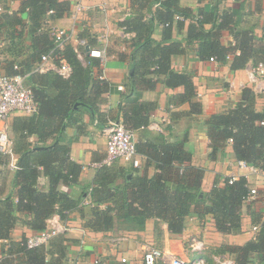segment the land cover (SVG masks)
Segmentation results:
<instances>
[{"label":"trees","instance_id":"16d2710c","mask_svg":"<svg viewBox=\"0 0 264 264\" xmlns=\"http://www.w3.org/2000/svg\"><path fill=\"white\" fill-rule=\"evenodd\" d=\"M19 1L17 10L8 11L6 7L7 10L0 12V34L5 49L13 57H25L19 63L6 61L4 69L8 74L26 75L25 83L33 92L36 110L14 116L9 124L17 168L10 170L8 157L0 153V241H9L0 264H65L68 244L73 241L66 233L28 248L26 237L11 240V232L18 221L33 232L42 230L46 219L53 214L65 219L72 210H78L84 228L95 232L139 231L144 229L148 218H154L165 223L171 234L178 235L191 214L199 219L210 214L221 233L238 229L241 206L249 191L245 177L239 176L231 182L227 177L222 184L215 181L210 190L204 191L201 186L204 168L191 163V152L185 148L184 139L172 141L163 135L143 137L135 146L147 164H154L156 170L152 176H148L146 169L115 162L98 167L90 186L82 187L77 195L72 194L82 166L70 159L65 128L74 124L83 111L102 115L99 106L103 93L109 89L108 82L100 77L98 59L86 55L88 63L84 65L72 45L64 49L72 68L69 77L52 70L34 71L41 55L53 47V40L43 27L44 21L67 14L70 3ZM218 2L214 1L211 11H205L181 6L179 0H131L133 7L137 4L133 14L120 22L125 32L134 33L127 56L132 74L118 106L121 121L127 128L137 130L148 125L155 106L134 96L138 90L154 89L157 83L169 88L182 86L183 92L172 100L188 101L200 112L196 107L200 103L192 100L195 87L191 74L171 66V57L182 52L181 41L171 35L176 16L182 18L175 22L177 29L184 27L185 19L190 20L184 40L186 46L197 44L199 58H213L219 63L230 58L231 70L244 68L250 61L253 65L264 62V37L256 36L251 28H238L241 12L233 8L219 10ZM156 23L163 25L159 40L153 37ZM224 31L232 36L233 43L224 40ZM15 64L18 70L14 69ZM261 96L263 105L257 110V94L245 86L234 107L211 113L202 121L209 138V156L214 157L216 151L230 142L237 160L264 171V123L261 124L264 93ZM101 121L98 119L99 124ZM41 178L45 179V185L41 184ZM85 199L90 201L88 208L83 204ZM212 252L229 253L236 264L264 262V218L253 239L242 245L224 244ZM252 254L257 256V262L251 258ZM204 258L206 264H213L211 257ZM96 264L124 262H106L100 258Z\"/></svg>","mask_w":264,"mask_h":264},{"label":"crops","instance_id":"0c3cea01","mask_svg":"<svg viewBox=\"0 0 264 264\" xmlns=\"http://www.w3.org/2000/svg\"><path fill=\"white\" fill-rule=\"evenodd\" d=\"M3 10H17L19 0H0ZM70 3V11L60 18H54L51 23L58 27L68 29L74 27L75 33L70 45L77 46L76 39L86 40L92 47L101 49L104 58L98 59V68L102 77L108 82L109 89L103 93V101L99 111L102 115H92L83 111L77 115L74 124L65 128V142L69 146L70 159L82 166L78 183L73 185L72 194L77 195L82 187H88L92 183L97 167L93 163L100 162L105 155V125L109 119H121L118 106L122 102L123 91L118 89L123 85L127 89L129 76L132 71L129 66L128 54L132 49L134 33L125 32L120 22L133 14L137 4H131V0H67ZM215 0H179L181 6L192 9L202 8L205 11L213 9ZM81 2L82 10L76 20L72 19L74 5ZM219 10L233 8L241 12L238 28H251L258 37H264V0H219ZM144 10V9H143ZM147 13V12H145ZM25 17V14H22ZM176 18L172 28V37L182 43V52L171 57V66L174 70L190 73L195 87V96L192 100L198 101L200 112L195 111L188 101L172 100V97L181 94L183 87H166L157 83L154 89H142L135 94L140 102H150L155 108L152 111L149 123L145 128L133 130L135 142L143 137L163 135L168 140L184 139V146L191 152V163L204 168L202 189L208 191L215 181L219 184L227 177L235 175L246 179L248 189L255 188L256 196L252 200H245L241 206V224L231 233L217 231L210 214L199 219L195 214L186 217L183 231L178 235L171 234L167 225L157 219L148 218L143 230H115L109 232H95L83 227V219L78 210L67 213L65 219L69 225L66 236L75 242H69L65 264H96L97 259L120 260L124 258V264H143L142 255L148 244L159 245L161 249L171 252L182 259H190L195 255L188 250L187 239L190 236H198L205 242L203 256L214 260L217 256L228 258L234 262L229 253H213L215 249L224 244L242 245L253 239L261 220L264 218V171L258 167L246 165L240 166L236 159L232 145L227 142L225 146L216 151L214 157L209 156L211 151L209 138L202 121L211 113H220L232 108L240 99L241 90L248 86L253 91V84L249 79L252 62H248L244 68L231 70V59L219 63L209 59L198 57L197 44H185V35L190 20H184V27L177 29ZM209 27V25H206ZM163 25L156 23L153 37L161 38ZM0 34V61L3 67L0 73L5 72V62L23 59L25 55L13 57L5 49V43ZM225 41L234 42L228 31L223 32ZM85 53L83 47L78 46ZM122 54L123 57L120 55ZM83 63V62H82ZM84 64V63H83ZM85 65V64H84ZM257 94L255 107L261 110L264 91H255ZM132 97V98H134ZM193 111V112H192ZM23 115L13 113L8 118L10 124L13 117ZM96 117L97 122H94ZM99 120H102L99 124ZM158 127L159 129H156ZM139 169H146L148 176L155 173L153 163H148L145 157H140ZM118 164L129 167L124 162ZM45 185V179H40ZM68 191L69 188L63 187ZM89 204V203H88ZM88 204H85L88 208ZM85 207V208H86ZM57 215V214H53ZM52 215V216H53ZM58 216V215H57ZM157 227L159 231H156ZM33 233V230L18 221L11 232V240L20 241ZM9 241H0V258L5 256ZM254 261H258L255 254L251 255ZM235 263V262H234ZM213 264L214 261H213ZM236 264V263H235ZM260 264H264L261 262Z\"/></svg>","mask_w":264,"mask_h":264},{"label":"built area","instance_id":"2783aa9c","mask_svg":"<svg viewBox=\"0 0 264 264\" xmlns=\"http://www.w3.org/2000/svg\"><path fill=\"white\" fill-rule=\"evenodd\" d=\"M82 10L81 2H77L74 5L72 12L73 21L76 20L79 12ZM2 5L0 3V12H2ZM52 10H49L51 13ZM176 19H182L176 16ZM43 27L46 28L48 34L53 40V47L46 53H43L39 61L34 66V71L45 72L52 70L60 74L62 77L67 78L72 72V68L64 56V49L67 45H70L74 38L75 29L70 27L64 29L53 25L51 20L46 19L43 23ZM77 46H73L74 51L77 53L78 58L87 64L85 53H83L78 46L83 47L86 55L95 57L97 59H103L104 54L101 49L92 47L84 39H76ZM209 60L215 61L213 58ZM18 70V65L13 66ZM25 74L15 72L8 74L5 72L0 73V153L8 157L7 167L10 170L17 168L16 156L12 149L11 133L8 131L7 118L13 113L19 114H31L36 110V103L33 98V92L29 86L25 83ZM101 78L102 74L100 75ZM249 79L253 84V89L257 92L264 91V62H259L250 69ZM119 90L126 91L123 85L118 86ZM254 91V92H255ZM96 123L97 120L95 119ZM264 121H261L263 124ZM156 129H159L156 127ZM105 155L100 162L93 163L94 167H100L102 165H111L115 162H124L126 165L132 167H139L141 155L137 152L135 146V139L133 130L127 128L121 121V119H109L105 124ZM240 166H246L243 161L238 162ZM251 166V165H250ZM237 177L232 175L229 177V181L235 180ZM256 196V189H249L245 196V200H252ZM89 199H85L83 204H88ZM257 225L253 226V230H256ZM69 230L67 220L60 219V216L53 215L46 219L44 229L34 231L30 235L26 236L25 245L28 248L36 247L47 243L52 237L66 233ZM188 250L195 255L190 259H182L172 254L171 252L161 249L155 244H148L143 251L142 263L143 264H206L203 256L205 250V242L198 236H190L187 239ZM97 259L96 261H98ZM95 261V263H96ZM120 261L124 262L125 259L121 258ZM215 264H235L232 260L217 256L214 258Z\"/></svg>","mask_w":264,"mask_h":264},{"label":"rangeland","instance_id":"374dc122","mask_svg":"<svg viewBox=\"0 0 264 264\" xmlns=\"http://www.w3.org/2000/svg\"><path fill=\"white\" fill-rule=\"evenodd\" d=\"M0 3H1V1H0ZM1 5H2V3H1ZM2 9H4L3 8V5H2ZM13 113H16V112H13ZM13 113H11L10 115H12ZM10 115L8 116V118L10 117ZM8 118H7V124H8V131H9V133H10V128H9V123H8ZM159 246V245H158ZM160 247V246H159ZM161 248V247H160ZM214 261V260H213ZM215 263V262H214Z\"/></svg>","mask_w":264,"mask_h":264}]
</instances>
